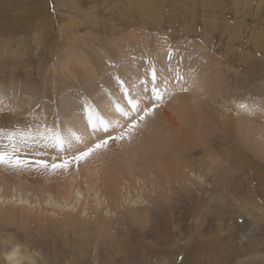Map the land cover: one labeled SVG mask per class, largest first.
Here are the masks:
<instances>
[{
  "label": "rangeland",
  "instance_id": "rangeland-1",
  "mask_svg": "<svg viewBox=\"0 0 264 264\" xmlns=\"http://www.w3.org/2000/svg\"><path fill=\"white\" fill-rule=\"evenodd\" d=\"M178 50L186 53L178 56ZM176 56L179 61L173 62ZM152 68L160 100L151 92ZM163 72L171 79L166 87ZM128 84L136 88L128 90L136 108L131 116L119 118L107 131L89 125L85 106L106 121L110 115L97 101L123 109L129 97L115 101L111 91L126 90ZM182 96L193 103L198 147L191 142L185 148H193L176 152L166 130L182 134L190 126L174 101ZM237 100L256 102L258 109L243 112ZM146 109H151L147 115ZM75 114L87 122L90 138L83 142ZM202 114L212 120L204 121ZM3 116L33 132L48 129L41 120L52 118L50 129L69 142L62 150L30 142L19 152L27 166L0 165V264H10L5 254L18 246L21 264H264V160H250L239 151L248 150L246 142L264 146V0H0ZM242 117L256 120L257 129L240 132L216 124ZM133 122L134 133L128 131ZM140 132L163 135L159 141L168 143L162 154L171 152L174 158L160 169L146 166L139 184L129 177L150 156L136 151L137 143L146 140L139 139ZM226 133L232 138L227 144ZM101 140L107 144L86 158L106 155L103 162L111 164L102 166V177L128 179L130 196L143 201L137 221L128 211L129 201H121L125 194L105 200L100 181L85 180L82 198L76 184L73 200L63 197L78 163L71 160L61 170L50 165Z\"/></svg>",
  "mask_w": 264,
  "mask_h": 264
},
{
  "label": "bare ground",
  "instance_id": "bare-ground-1",
  "mask_svg": "<svg viewBox=\"0 0 264 264\" xmlns=\"http://www.w3.org/2000/svg\"><path fill=\"white\" fill-rule=\"evenodd\" d=\"M186 53L184 50L183 51H181V50H178V56H180V53ZM186 55V54H185ZM177 57V56H176ZM179 61V59H178V57L173 61V62H178ZM164 63H166L165 62V59H164ZM96 64V63H95ZM92 65V64H91ZM181 65L184 67V65H183V63H181ZM166 67H167V64L165 65ZM165 66H164V69H165ZM207 66V65H206ZM84 67V66H83ZM195 67V66H194ZM195 68H197V67H195ZM211 69V68H210ZM193 71H196L195 69H193ZM192 71V73H191V75L192 76H194V78L195 79H199V78H197L198 76H196V74H195V72H193ZM104 73H105V70L103 71ZM201 72V71H200ZM199 72V73H200ZM128 73L129 74H131L130 73V71H128ZM164 74V80H165V82L163 83V85H164V87H166V86H168L170 83L169 82H171V79H169L170 78V76H168V73H165V72H163ZM201 73H203V70H202V72ZM142 75V74H141ZM140 74H139V76H141ZM191 75H190V77L189 78H191ZM144 76V75H143ZM114 77V76H113ZM119 78H121V76H119ZM193 78V79H194ZM192 79V80H193ZM194 79V80H195ZM110 80V79H109ZM112 80V79H111ZM175 80V82H179V80L178 79H174ZM151 83V82H150ZM70 85V84H69ZM152 85V84H151ZM111 87V86H110ZM127 88H126V90H122L121 92H120V90L118 91V90H116V89H114V88H112V97L114 98V100L115 101H117V100H120V101H124L123 99H124V96L125 97H129V100H130V92H128V90H133V89H136L135 88V85H133V84H128V86H126ZM145 87V86H144ZM73 88V87H72ZM67 89V88H66ZM90 92V91H89ZM184 94V93H183ZM124 95V96H123ZM59 96V95H58ZM103 96H101V98H102ZM135 97V96H134ZM178 97V96H177ZM188 97V96H187ZM186 96H182V97H180L179 99H177V100H175V98H174V101L175 102H178V104H177V108H178V113L181 115L182 114V116H184V119L186 120V121H184V122H187V120H188V123H189V125L190 126H188L189 128H188V130L185 132V133H182V134H178L176 131L177 130H172V129H168V130H166L167 131V133H169V135H171V140H172V143L174 144V146H173V149H176V152L178 151V150H183V149H186V150H189V149H191V148H193V149H195V148H197L198 147V145H196V143H197V141L195 142V141H193L194 140V137H195V134L197 133L196 132V130L197 129H194L195 128V126L197 127V124H196V122H195V120H194V118L192 117V114H194V107H193V103H191V102H189V100H188V98H187ZM54 98V97H53ZM66 98V97H65ZM70 98H72L71 96H70ZM82 98V97H81ZM140 98V97H139ZM193 99H194V97H192ZM80 99V98H79ZM147 99V98H146ZM234 99V98H233ZM56 100V99H55ZM59 100V99H58ZM135 100V99H134ZM96 101V100H95ZM171 101H173L172 99H171ZM173 101V102H174ZM57 102H59V101H57ZM57 102H56V104H57ZM80 102V101H79ZM133 102H135V101H133ZM175 102H174V104H175ZM97 103H99V104H101L102 105V108L105 110V113H107V114H109L110 115V117H108V119L106 120V122H108V124H109V127H110V125L112 124V123H116L117 121H118V119L119 118H125V117H123V116H126L125 114H123L122 112H120V111H117V105H116V102H110V101H108L107 102V106H106V102H104L103 101V103H102V100H101V102L100 101H97ZM196 103V102H195ZM236 105H237V107H239L240 109H242L241 111H243V112H246V113H249V112H256V109H258V104L256 103V102H250V101H243V100H237L236 102ZM73 104V103H72ZM71 104V105H72ZM82 104V103H81ZM98 104V105H99ZM136 104H138V103H136ZM174 104H171V105H173L174 106ZM242 104H244V105H246V108L245 107H241V105ZM71 105H70V107H71ZM166 105V104H165ZM168 105V104H167ZM166 105V106H167ZM82 106V105H81ZM125 106V105H124ZM124 106H122V107H124ZM168 106H170V105H168ZM172 106V107H173ZM78 107H79V105H78ZM171 107V106H170ZM169 107V108H170ZM193 107V108H192ZM80 108V107H79ZM101 108V107H100ZM70 109V108H69ZM78 109V108H77ZM133 109H135L136 110V108H133L132 107V105L130 104V103H128L124 108H123V111H124V113H127V115H128V117H130L131 116V110L133 111ZM175 109V108H174ZM173 109V110H174ZM80 110V109H79ZM191 110H193L192 111V114H190V111ZM224 110V109H223ZM54 111V110H53ZM78 112V111H77ZM81 112V111H80ZM71 113V112H70ZM74 113V112H73ZM73 113H71V116H72V114ZM79 113V112H78ZM258 113H260V112H258ZM263 113V112H262ZM133 114V113H132ZM74 115V114H73ZM243 115V114H242ZM245 115V114H244ZM259 115V114H258ZM64 116H66V115H64ZM64 116H63V118H64ZM75 116L79 119V120H77L78 121V123L76 124V126L78 127H82V129H81V132H79V133H82L81 135V137L82 138H80V140L79 141H81V142H83V140H85L86 138H88V136L90 135H88L87 134V132H85V130H86V124H87V122L85 121L86 119H84V118H80V116L81 115H77V114H75ZM149 116V115H148ZM181 116V117H182ZM226 116V115H225ZM51 117V116H50ZM83 117V116H82ZM156 117V116H155ZM220 117H224L222 114H221V116ZM245 117V116H244ZM201 118H203L204 119V121H207V122H209V120L211 121L212 120V116H210L209 114H202V117ZM200 118V119H201ZM43 119V118H42ZM156 119V118H155ZM16 121V120H15ZM38 121V120H37ZM40 121V120H39ZM52 121V118H47L46 120H41V122L43 123V125H47V126H49L48 127V129H50V127H51V125H50V122ZM55 121V120H54ZM139 121H141V120H139ZM156 122H155V125H157V123L159 124V123H162L161 121H159L158 119L157 120H155ZM256 121V120H255ZM255 121L253 120V119H251V118H249V117H246V119H244L243 117L242 118H240V119H238V120H232L231 122H228L227 124L226 123H220L221 121H217L216 122V124L218 125V126H222V128H224V125L227 127H232V128H236V130H239L240 132L241 131H243L244 130V128H251V129H254V130H256L257 128H255V126H254V123H255ZM150 122V121H149ZM183 122V121H182ZM200 122V121H199ZM16 124H17V122H15ZM14 123V119L13 118H7V116H3V117H0V128H3V129H10V130H13V128H18L19 127V124L18 125H16ZM19 123V122H18ZM36 123V122H35ZM140 123V122H139ZM142 123H143V121H142ZM31 124V123H30ZM53 124V123H52ZM83 124V125H82ZM137 124V123H136ZM36 125H37V123H36ZM173 125V124H172ZM159 126H161V125H159ZM31 127V126H30ZM109 127H108V129H109ZM143 127H145V125L143 126ZM149 127V126H148ZM157 127H158V125H157ZM206 127V126H205ZM225 127V128H226ZM29 128V127H28ZM138 128V127H137ZM146 128V127H145ZM198 128V127H197ZM224 128V129H225ZM44 129V128H43ZM46 129V128H45ZM138 129H140V125H139V128ZM215 128L214 127H212L211 128V131H214L215 132V130H214ZM223 129V130H224ZM137 130V129H136ZM164 130V129H163ZM226 130H231V129H226ZM87 131V130H86ZM134 131V130H133ZM132 131V132H133ZM142 132V131H141ZM140 132V133H141ZM150 132V131H149ZM164 132V131H163ZM162 132V133H163ZM202 132V131H201ZM228 132H230V131H228ZM232 132V131H231ZM237 132V131H236ZM248 132V131H247ZM134 133V132H133ZM139 133V132H138ZM143 133V132H142ZM138 134V136H139V139L141 138H145L146 140L144 141V143L142 142V143H137V146L138 147H136V151L137 152H140L141 154H142V156L143 155H147V154H149L150 156L148 157V158H143L144 160H142V161H140V162H138V164H137V168H138V172H136V173H131V176L129 177L130 179H134V178H137V180L139 181V184H140V182L141 181H143V180H141V178L142 177H140V175H144L145 173L147 174V172H145L144 170L146 169V166L147 167H151L152 165L154 166V167H157L158 169H160V168H162L165 164H168V163H166V162H169V161H171V160H173V158L174 157H172V155H171V152H167L166 154H162L163 152V150H161V149H163L164 148V145L166 144V143H168V141L166 140V138H164L165 140L163 141V138H161V140L159 141V138L160 137H163V135L162 136H159L160 134H157V136L156 135H152L151 136V134H149V135H144L145 134V132H144V134ZM147 133V132H146ZM151 133H152V131H151ZM154 133V132H153ZM161 133V132H160ZM225 133V132H224ZM258 133H261V132H258ZM136 135H137V133H135ZM134 134V135H135ZM165 134H166V132H165ZM228 133H226L225 134V136H224V138H225V140H224V142L227 144V143H229V142H231L232 141V138L229 136V134L227 135ZM144 135V136H143ZM197 135V134H196ZM137 136V137H138ZM201 136H202V134H201ZM129 137V136H128ZM131 137H133V136H131ZM233 137V136H232ZM238 137V136H237ZM89 138H90V136H89ZM197 138V137H196ZM195 138V139H196ZM240 138V137H239ZM238 138V139H239ZM184 139V140H183ZM261 139V138H260ZM131 141V140H130ZM138 141V140H137ZM181 141H182V143L183 144H179L178 145V143L180 142L181 143ZM241 141V140H240ZM247 141V140H246ZM81 142H79V143H81ZM97 142V141H96ZM170 142V141H169ZM191 142H193V144H194V146L192 147V146H190L189 148L188 147H186L185 148V145H190V143ZM76 143V142H75ZM94 143V142H93ZM72 144V143H71ZM70 144V145H71ZM135 144H136V141H135ZM172 144V145H173ZM246 144H247V146H248V150H245V151H242V150H244V148H246L245 146L244 147H242V150H241V148H239V151H240V154L241 155H243V156H245V157H248V156H251V157H249V159L250 160H253V161H255L256 159L257 160H264V146H262L261 144H258V143H255V144H248L247 142H246ZM263 144V143H262ZM45 145L46 146H48V145H50V144H48V143H45ZM69 145V146H70ZM73 146H74V144H73ZM76 146H78V143H76ZM111 147V146H110ZM153 147L154 148H159V150L157 151H154L153 150ZM74 148H76V147H74ZM178 148H181V149H178ZM67 149V148H66ZM110 149V148H109ZM106 150V149H105ZM152 151H154V153H152ZM169 151V150H168ZM107 152H109V150L107 151ZM99 153V152H98ZM247 153L249 154V155H247ZM92 155H93V153H92ZM106 155H104V157H105ZM175 156V155H174ZM103 156L100 158V155H94L93 157H90V159H87V161H85V162H83L82 163V161L80 160L79 162H76V164L78 163V170H77V172H76V174H75V176H73V177H71L70 179H69V181H67L66 183H65V187H64V190L62 191V194H63V197L66 199V201H69V200H73V198H74V194H76V191H75V189H74V185L76 184L78 187V191H77V193L79 194V196H81V198H82V192H85V191H83L84 189V185H83V183L85 182V180H86V182L88 183L89 181H91L92 183H94V184H98L99 183V181H100V183H99V185H100V187L104 190V192H103V198H105V200H110V201H115V200H117V194H125L124 195V200H121V201H123V202H128L126 205H128L130 208H128V209H130V210H128V211H131L132 212V216L131 217H133L132 218V220L134 219L135 221H137L138 220V217H136L135 215H136V213L138 212V207H140L139 206V203L141 204V203H143V201L141 202L140 201V199L142 200V197H138V198H134V197H132V196H130V194L132 193V192H128V187L126 186L127 184H125L124 182L126 181L127 183H128V185H130L131 186V183H129V181H128V179L127 178H125L126 180L122 183V181H120L119 180V178L118 177H116V175H113V176H107V177H102L103 175L101 174L102 172H101V170L103 169L102 168V166L103 165H109V164H111L110 163V161H105V162H103V158H104ZM106 159V158H105ZM109 160H111V158L109 159ZM113 161V160H112ZM115 161V160H114ZM132 161V160H131ZM260 161V162H261ZM127 162V161H126ZM130 162V161H129ZM133 162V161H132ZM173 162V161H172ZM131 163V162H130ZM259 165V164H258ZM112 166V165H111ZM260 167V166H259ZM262 167V166H261ZM111 168V167H110ZM145 168V169H144ZM61 170V169H60ZM110 170V169H109ZM257 170H259V169H257ZM179 171V170H178ZM107 172V171H106ZM109 172V171H108ZM107 172V173H108ZM176 172V174H177V171H175ZM30 173V172H29ZM170 172L169 171H167V172H165V174L164 175H168ZM61 174V173H60ZM63 174V173H62ZM104 174V173H103ZM194 174V173H193ZM260 174V173H259ZM73 175H74V173H73ZM179 175H181V174H179V172H178V175L177 176H179ZM257 175V174H256ZM60 176V175H59ZM26 177V176H25ZM128 177V176H127ZM23 178V177H22ZM67 178V177H66ZM196 178V177H195ZM258 178V177H257ZM260 178H261V176H260ZM18 179V178H17ZM26 180V179H25ZM31 180V179H30ZM66 180V179H65ZM84 180V181H83ZM40 181V179L37 177L36 178V182H39ZM57 181H58V179H57ZM37 184V183H36ZM185 186V185H184ZM38 191V190H37ZM131 191V190H130ZM53 192V191H52ZM84 196V195H83ZM120 197V196H119ZM118 197V198H119ZM10 198V197H9ZM8 198V199H9ZM121 198V197H120ZM134 198V199H133ZM1 199H3V196H1L0 197V200ZM129 199V200H128ZM82 200V199H81ZM120 201V200H119ZM120 201V202H121ZM132 201H133V203H132ZM78 203H80V200L78 201ZM113 204V203H112ZM115 204V203H114ZM100 205V204H99ZM104 205V204H103ZM94 207H96V206H94ZM99 207L100 206H98L97 205V209H99ZM143 208V207H142ZM100 210H101V208H100ZM108 214V213H107ZM133 220V221H134ZM20 248H19V246L18 247H16V249L14 250V251H12V252H10L9 254H5L6 256V259L7 260H9L10 261V264H19L20 263V260L21 259H23L24 258V256H21V250H19ZM21 264V263H20ZM32 264V263H31Z\"/></svg>",
  "mask_w": 264,
  "mask_h": 264
},
{
  "label": "snow or ice",
  "instance_id": "snow-or-ice-1",
  "mask_svg": "<svg viewBox=\"0 0 264 264\" xmlns=\"http://www.w3.org/2000/svg\"><path fill=\"white\" fill-rule=\"evenodd\" d=\"M171 54L169 53V58ZM151 92L155 99L160 100L162 98V92L157 85V73L155 68L151 69ZM178 80L182 79V77L177 74L176 77ZM147 85V81L144 82ZM145 91H147V87H145ZM129 103L135 108V103L132 100H129ZM241 107H245L246 105L242 104ZM85 111L87 113V120L89 125H91L94 129L99 126L104 129V131L108 130L109 124L106 122L94 109L85 106ZM117 111L124 113L123 109L117 106ZM151 109L145 110V115L149 114ZM140 119H144L143 116ZM136 127V123L133 122L128 126V131L131 132L133 128ZM79 139V137H75ZM119 139L120 137H116ZM0 140H6L7 143L0 144V165H7L12 168H23L28 165V161L20 159L19 152L25 146H28L30 142L34 143H50L52 146L57 147L59 149H63V146L68 143V137L62 136L58 131H53L52 129H44L41 131L39 128L35 132L28 128L26 130L21 129H14L8 130L0 128ZM107 144V140H101L99 143L95 144L92 147H89L86 151L80 152L78 155H74L71 159H65L62 163H52L50 167L55 169H67L71 160H75L79 162L80 160L89 156L92 152L96 151L97 149L103 147ZM36 165L48 168L49 165L43 161H35Z\"/></svg>",
  "mask_w": 264,
  "mask_h": 264
}]
</instances>
